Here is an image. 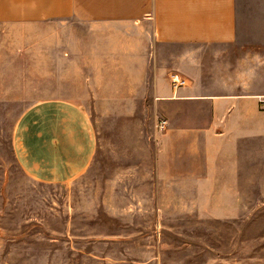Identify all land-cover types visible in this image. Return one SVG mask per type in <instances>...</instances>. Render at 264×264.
Returning <instances> with one entry per match:
<instances>
[{
  "label": "rangeland",
  "instance_id": "1",
  "mask_svg": "<svg viewBox=\"0 0 264 264\" xmlns=\"http://www.w3.org/2000/svg\"><path fill=\"white\" fill-rule=\"evenodd\" d=\"M72 30L0 28V264H264V157L248 165L236 193L163 186L155 158L162 119L153 102L109 101L107 86L92 85L89 75L60 74L59 37ZM240 50L165 45L167 62L178 55L168 79L202 83L221 53ZM96 91L102 100L91 97ZM43 98L82 104L96 134L93 162L67 183L32 179L12 153L18 118Z\"/></svg>",
  "mask_w": 264,
  "mask_h": 264
},
{
  "label": "crops",
  "instance_id": "2",
  "mask_svg": "<svg viewBox=\"0 0 264 264\" xmlns=\"http://www.w3.org/2000/svg\"><path fill=\"white\" fill-rule=\"evenodd\" d=\"M38 23L73 29L59 37L60 74L89 75L92 85L107 86L109 101L153 102L166 121L155 136L163 186L236 193L252 170L248 165L264 157V35L252 31L264 28V0H0V28ZM174 44L241 50L221 53L202 83L181 78L183 85L174 88L168 74L178 55L167 62L163 51ZM91 97L103 96L96 91ZM96 151L90 117L73 99L35 101L13 131L17 163L41 183L72 181ZM211 196H220L219 190Z\"/></svg>",
  "mask_w": 264,
  "mask_h": 264
},
{
  "label": "built area",
  "instance_id": "3",
  "mask_svg": "<svg viewBox=\"0 0 264 264\" xmlns=\"http://www.w3.org/2000/svg\"><path fill=\"white\" fill-rule=\"evenodd\" d=\"M171 83H172L174 88H178V87L183 85L184 81L181 78H179L177 75L176 76L174 75L171 77ZM261 101H262V105L264 107V97L261 98ZM158 126L160 129H164L166 126V121L161 120L159 122Z\"/></svg>",
  "mask_w": 264,
  "mask_h": 264
}]
</instances>
